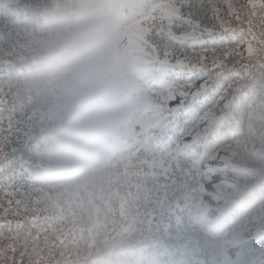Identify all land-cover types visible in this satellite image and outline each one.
Returning <instances> with one entry per match:
<instances>
[{
	"label": "trees",
	"instance_id": "16d2710c",
	"mask_svg": "<svg viewBox=\"0 0 264 264\" xmlns=\"http://www.w3.org/2000/svg\"><path fill=\"white\" fill-rule=\"evenodd\" d=\"M12 2L0 0V13ZM37 2L40 10L16 21L21 29L18 59L25 69V86L37 129V184L36 190L28 193L0 184V223L11 222L10 228L3 229V235L20 236L17 251L0 255V264H18L21 259L23 264H36L37 260L39 264H98L102 251L118 244L144 250L151 264H261V256L246 259L238 251L246 239L245 223H238L230 233L223 234L219 226L226 210L249 199H254L258 207L264 198V67L254 59L238 85L239 91L230 92L214 110L217 122L223 117L221 110H226L230 119L222 130L226 143L211 161L213 168L222 171L203 186L202 191H206L200 202L194 199L191 204L181 202L178 206L170 195L167 203L160 197L161 206H155L158 190L155 182L141 179L137 169L130 167L128 157L130 147L152 119L159 97L128 37L131 59L128 62L136 99L133 122L119 149L100 171L80 182L67 183L48 169L46 117L34 57V37L43 23L69 7L70 0ZM234 2L241 6L248 0ZM167 23L163 25L164 34L153 36L152 41L162 58L165 50L171 53L166 58L176 70V79L188 80L193 74V69L178 67L177 61L181 59L198 65L197 80L202 68L205 75L214 72L210 48L206 50L189 41L169 42ZM188 29L186 22H175L177 36ZM243 63L249 61L245 59ZM236 71L245 69L237 64ZM176 102L169 106H175ZM226 105L230 107L226 109ZM28 232L40 234V239L29 241L24 248L21 245ZM209 244L210 255L206 254Z\"/></svg>",
	"mask_w": 264,
	"mask_h": 264
},
{
	"label": "snow or ice",
	"instance_id": "6c2138e0",
	"mask_svg": "<svg viewBox=\"0 0 264 264\" xmlns=\"http://www.w3.org/2000/svg\"><path fill=\"white\" fill-rule=\"evenodd\" d=\"M38 10L37 0H13L0 13V184L26 193L36 190L37 129L25 86V69L18 59L21 29L16 21ZM123 13L134 53L144 64L147 79L159 97L152 119L129 149V165L137 169L141 179L155 182V206H161L160 197L167 203L170 195L178 206L181 202L191 204L194 199L199 203L206 191H202L203 186L222 171L213 168L211 161L226 143L222 130L230 117L221 110L224 114L217 122L214 110L230 92L239 91L238 85L254 59L264 67V0H248L241 6L234 0H124ZM165 21L169 42L189 41L210 48L216 70L205 75L202 68L197 80L198 65L181 59L178 67L193 69V74L188 80L176 79V70L166 58L171 53L165 50L162 58L152 41L153 36L164 34ZM176 21L189 25L179 36L174 32ZM245 59L249 64L243 63ZM237 64L245 71H236ZM172 101L178 102L169 106ZM140 169L144 171L140 173ZM238 223H245L247 229L238 251L246 259L261 256L264 264V198L258 207L254 199H249L226 210L219 230L230 233ZM10 224L0 223V255L17 251L20 236L3 235ZM39 239L40 234L28 232L21 246L26 248L29 241ZM211 251L209 244L206 254Z\"/></svg>",
	"mask_w": 264,
	"mask_h": 264
},
{
	"label": "clouds",
	"instance_id": "9594fccd",
	"mask_svg": "<svg viewBox=\"0 0 264 264\" xmlns=\"http://www.w3.org/2000/svg\"><path fill=\"white\" fill-rule=\"evenodd\" d=\"M48 169L67 183L100 171L125 140L136 99L112 0H70L34 37ZM98 264H151L137 247L114 245Z\"/></svg>",
	"mask_w": 264,
	"mask_h": 264
},
{
	"label": "rangeland",
	"instance_id": "374dc122",
	"mask_svg": "<svg viewBox=\"0 0 264 264\" xmlns=\"http://www.w3.org/2000/svg\"><path fill=\"white\" fill-rule=\"evenodd\" d=\"M113 5L116 8V11L119 14V19H120V23L122 26V32H123V40L126 46V50H127V57L128 59H130V45H129V41H128V34L126 31V21H125V17H124V13H123V3L124 0H112ZM131 62V59H130Z\"/></svg>",
	"mask_w": 264,
	"mask_h": 264
}]
</instances>
